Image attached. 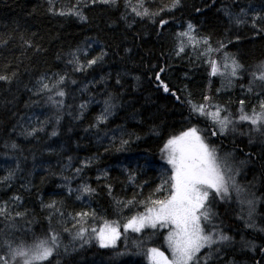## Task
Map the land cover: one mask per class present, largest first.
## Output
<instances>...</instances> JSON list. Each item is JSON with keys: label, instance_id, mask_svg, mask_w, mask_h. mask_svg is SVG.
<instances>
[{"label": "trees", "instance_id": "obj_1", "mask_svg": "<svg viewBox=\"0 0 264 264\" xmlns=\"http://www.w3.org/2000/svg\"><path fill=\"white\" fill-rule=\"evenodd\" d=\"M189 25L211 61L179 49ZM224 51L247 69L264 61V0H0V241L32 245L54 232L59 247L43 264H151L158 234L101 247L87 226L89 241H73L77 214L121 221L167 196V185L157 191L170 170L164 147L189 128L211 129L192 104L219 98L210 62ZM240 85L231 98L241 100ZM255 162L264 179V156ZM228 221L257 249L208 264H264V233Z\"/></svg>", "mask_w": 264, "mask_h": 264}, {"label": "snow or ice", "instance_id": "obj_2", "mask_svg": "<svg viewBox=\"0 0 264 264\" xmlns=\"http://www.w3.org/2000/svg\"><path fill=\"white\" fill-rule=\"evenodd\" d=\"M101 2L107 3L108 0H101ZM175 3L178 4L179 0H175ZM137 14L146 15L147 11ZM191 28L192 25H189V29ZM181 35L189 36V33L185 32ZM189 39L191 40L192 37L189 36ZM181 51H183V47H181ZM95 63V60L90 61V64ZM210 63L212 64L211 75L215 76L219 69L215 62ZM229 67L231 68L230 75L236 76L242 65L233 60L231 65H224L225 69ZM223 74L221 72V75ZM251 76L253 83L259 80L264 86V63L258 65L252 71ZM0 80H8V77L0 75ZM43 87L48 88V85L45 84ZM164 90L168 91L167 86ZM249 90L251 91V87ZM64 94L63 91L57 92V95L61 97ZM240 103L243 105L244 102L241 101ZM260 107L264 109V102L261 103ZM193 110L200 115L211 118L214 123L219 125L221 133L226 132L228 125L234 122L228 116L221 118L218 106L216 111L208 113L205 112L203 105H193ZM238 119L254 126L264 125V111L257 113L253 110L252 114L249 115L241 107ZM256 130L259 131L260 128L257 127ZM52 134L56 135L55 132ZM164 151L167 153V163L171 166L172 171L157 191L164 189L167 185V196L163 199H150L151 206H146L144 213L129 216L123 225L118 221L109 222L105 220L99 228L91 226V232L95 234L94 238L101 247H115L116 241L122 234L129 231L141 233L145 228L157 229L159 226L161 230H168L165 241L171 253V259L159 248L152 247L148 249L147 253L151 264H201V261L206 259V257L199 256L203 248H210L214 243L229 239L228 236L220 235L218 240H214L215 233L206 234L201 221H210L211 206L206 207L210 192H214L216 196L223 199L229 197L230 186L221 165L218 163L216 150L209 148L195 127L169 139ZM232 187L239 192L234 183ZM83 191L91 192L93 190L85 187ZM128 203L131 204L132 202L129 201ZM248 203L251 205L252 201ZM49 207H54V205H49ZM5 212L6 209L0 208V215H4ZM17 215L20 214L17 213ZM89 215L94 217L95 213L81 212L77 214L79 218L77 222L81 226L73 237L74 239H83L84 233L89 230L83 227L82 223L86 222L85 218ZM73 219L77 218L74 217ZM121 227H123V233ZM58 241L59 236L54 232L45 239H38L32 245L27 246L21 242L13 247V243L10 241H0V247L6 246L8 248L6 255L0 254V264H16L17 260L20 261V264H43L44 261L52 257L54 250L59 247Z\"/></svg>", "mask_w": 264, "mask_h": 264}, {"label": "rangeland", "instance_id": "obj_3", "mask_svg": "<svg viewBox=\"0 0 264 264\" xmlns=\"http://www.w3.org/2000/svg\"><path fill=\"white\" fill-rule=\"evenodd\" d=\"M192 30L193 28L189 29V27L186 30V32L189 33V36L192 37L191 40L189 39V36H182L180 34L179 49L181 50V47L184 49L186 46L191 47L195 57L204 58L206 63L208 60L211 61L213 53L211 52L210 48L206 47L208 43L207 40H204L201 43L196 41L192 35ZM193 39L195 41H193ZM233 60L242 65L235 54L226 51H224L221 55H217V57H215V59L212 61L216 63V66L219 69L218 73L213 76L217 78V96L219 98L217 100H213L208 96L205 104H203L206 113L216 111L218 106L220 109L221 118L228 116L230 120L234 121L228 125V130L224 133H221L219 125L214 123L211 118L206 115H200L193 110L194 113L199 115V117L208 121L211 126V129L209 127L200 129V127L197 128L198 126L195 128L200 133L204 142L208 144L209 148H214L216 150L218 163L221 165L225 178L228 180L230 189L232 190V198L226 197L221 199L215 195L216 197L214 198L216 201L213 200V194L215 193L210 192L208 201L206 203V207L211 206L210 221H201L202 225L205 227V233H215L213 236L214 240H218L220 235L228 236L229 239L227 241L214 243L210 248H203L199 253V256L206 257V259L202 260L201 264H208L213 259L220 258L226 253L227 250H234L237 253H242V251L249 250L255 253V250L257 249V244L255 241L247 238V235L240 229L234 228L228 221L230 217L234 218L239 224L241 223L242 226L244 225L251 232L254 231L255 233L260 234L264 233V216L262 215L264 211V197L262 194L264 189V179L260 178L258 173L259 166L255 162L256 159H261L262 156H264V125L254 126L249 122L239 121L238 119L241 107H243V110L249 115L252 114L253 110H255L257 113L264 111V109H261L260 107L261 103L264 102V86H262L261 81L257 80L255 83H253L252 80L251 73L258 65L255 67H250L249 69L242 65V68L238 70L237 75L231 76V68L229 67L228 69H225L224 65H231ZM262 63H264V61ZM221 72L224 74L221 75ZM239 79L241 80V85L239 86V95L241 100H236V95L231 98L229 93L234 91L237 80ZM250 87L251 91L249 90ZM241 101L244 102L243 105H241ZM250 101L251 105L249 106L248 104ZM193 105L195 104H192V108ZM257 127L260 128L259 131L256 130ZM214 136L225 138L226 142H229V144L236 143L241 147V149H246L252 152V155L254 156H246L239 150L236 151L225 148L222 144H217L211 139ZM253 152L256 153V155L253 154ZM164 160L165 163L170 166L167 163V155ZM261 168L264 169V165H262ZM169 169V173L167 174L168 176L172 171L171 166ZM233 183L235 184L236 188L239 189V192H237L232 187ZM249 201H252L251 205L248 203ZM145 211L146 209L141 213H144ZM250 212L251 215H249ZM127 218L128 217L123 218L118 222L123 225ZM82 223L83 227L86 228L89 226L90 229L91 226L99 228L103 224L97 222L91 224H88L87 222ZM78 231L79 230L72 234L73 241H76V239L73 237ZM146 231H153L156 235L158 234L160 236V246H157V248L163 251L165 255L171 259V253L167 248L165 241L168 230H161L158 226L157 229L145 228L143 230V232ZM121 232L123 233V227H121ZM128 233L129 234H127L126 238L124 239V244L126 245L129 242L132 244H138L137 240L141 238H145L147 240L145 234L142 232L133 233L129 231ZM124 235L125 234L121 235L122 238ZM79 240L89 241L88 231L84 233L83 239ZM21 242L25 243L24 237L15 236V246L19 245ZM25 245L27 246L26 243ZM16 264H20V261L17 260Z\"/></svg>", "mask_w": 264, "mask_h": 264}, {"label": "bare ground", "instance_id": "obj_4", "mask_svg": "<svg viewBox=\"0 0 264 264\" xmlns=\"http://www.w3.org/2000/svg\"><path fill=\"white\" fill-rule=\"evenodd\" d=\"M100 108V107H99ZM103 111V110H102Z\"/></svg>", "mask_w": 264, "mask_h": 264}]
</instances>
